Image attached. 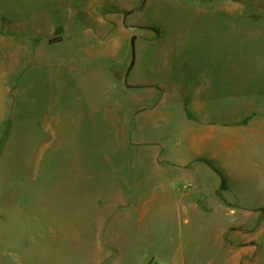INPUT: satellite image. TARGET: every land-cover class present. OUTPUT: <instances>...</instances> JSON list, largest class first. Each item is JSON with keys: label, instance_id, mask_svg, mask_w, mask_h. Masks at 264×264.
<instances>
[{"label": "rangeland", "instance_id": "rangeland-1", "mask_svg": "<svg viewBox=\"0 0 264 264\" xmlns=\"http://www.w3.org/2000/svg\"><path fill=\"white\" fill-rule=\"evenodd\" d=\"M0 97V264H114V190L187 184L142 162L194 155V101L228 130L211 213L264 264V0H0ZM181 226L153 208L142 247Z\"/></svg>", "mask_w": 264, "mask_h": 264}, {"label": "crops", "instance_id": "crops-1", "mask_svg": "<svg viewBox=\"0 0 264 264\" xmlns=\"http://www.w3.org/2000/svg\"><path fill=\"white\" fill-rule=\"evenodd\" d=\"M141 1L145 4L146 0ZM219 9L226 10L225 6ZM105 32L108 35L101 46L107 51L117 52L118 44L114 42V35L110 29ZM122 87L126 91L145 85L133 83L128 84L127 88ZM2 99L0 97V131L1 126L6 125V109ZM192 108L197 114L202 113L201 122L195 125L198 128L194 129L196 132L189 145L194 155L164 159L155 151L144 157L142 162L144 164L147 161L149 168L152 166L155 171L168 173L172 179L183 178L187 184L177 190L165 187L139 188L126 193L114 190V210H123L120 213L118 210L117 218H114V264H259L261 257L257 255L256 247L237 238L238 230L236 236H232L229 221L223 219V215L215 218L211 213L213 210L224 212L226 206H230L226 199L229 187L224 179L219 180L221 175L212 165L211 157H203L198 149L209 140L215 141L228 130L209 122L210 115L201 103L194 101ZM213 115L218 116L216 120L225 126V120L219 118L220 114ZM217 142L225 141L221 138ZM153 208L159 210L160 214L173 215L182 226L174 236H154L152 244L142 247L143 236L148 235L145 217ZM130 230L132 236L128 235ZM135 238L139 239L138 244L133 241ZM161 252L166 255L160 256ZM91 261L92 264H104L101 253L94 254Z\"/></svg>", "mask_w": 264, "mask_h": 264}, {"label": "water", "instance_id": "water-1", "mask_svg": "<svg viewBox=\"0 0 264 264\" xmlns=\"http://www.w3.org/2000/svg\"><path fill=\"white\" fill-rule=\"evenodd\" d=\"M134 40H135V37L133 36V37L131 38V46H132V48H133V45H134ZM133 63H134V61L132 60V62H131V64H130V68L132 67Z\"/></svg>", "mask_w": 264, "mask_h": 264}]
</instances>
